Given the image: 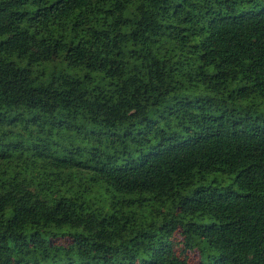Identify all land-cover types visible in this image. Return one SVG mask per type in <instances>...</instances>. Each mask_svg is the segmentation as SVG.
I'll return each mask as SVG.
<instances>
[{"label": "trees", "instance_id": "trees-1", "mask_svg": "<svg viewBox=\"0 0 264 264\" xmlns=\"http://www.w3.org/2000/svg\"><path fill=\"white\" fill-rule=\"evenodd\" d=\"M253 97L264 0H0V264H264Z\"/></svg>", "mask_w": 264, "mask_h": 264}, {"label": "rangeland", "instance_id": "rangeland-1", "mask_svg": "<svg viewBox=\"0 0 264 264\" xmlns=\"http://www.w3.org/2000/svg\"><path fill=\"white\" fill-rule=\"evenodd\" d=\"M256 106L257 111L255 116H260L261 118H264V99L260 97H253L249 98L247 100H244L242 102V108L244 107V111L248 109L250 106ZM233 182V177L232 176H227L223 175L221 173H214L210 174L207 177V180L205 182L206 185L214 186L215 188H218L219 191L224 192L227 190L228 187L231 186ZM234 190L238 191V187L235 185ZM207 223L211 222V220H206ZM182 238L180 236H177V243L180 241ZM55 242L59 244H68L71 242L70 238H58L55 240ZM180 243V242H179ZM182 244L178 247H176L177 252L180 253L182 252ZM188 257V260L191 263L197 262L200 259V252L197 249L193 250H188L185 254H183V257Z\"/></svg>", "mask_w": 264, "mask_h": 264}]
</instances>
